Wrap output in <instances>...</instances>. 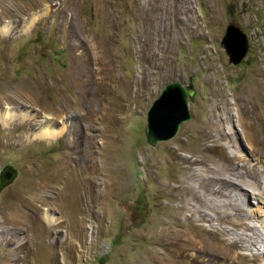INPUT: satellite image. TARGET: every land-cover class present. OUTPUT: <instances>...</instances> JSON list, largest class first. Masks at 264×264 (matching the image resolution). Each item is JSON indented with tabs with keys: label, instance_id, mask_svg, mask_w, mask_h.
Instances as JSON below:
<instances>
[{
	"label": "rangeland",
	"instance_id": "1",
	"mask_svg": "<svg viewBox=\"0 0 264 264\" xmlns=\"http://www.w3.org/2000/svg\"><path fill=\"white\" fill-rule=\"evenodd\" d=\"M2 9L0 217L4 210L22 220L36 216L44 242H33L31 221L0 227V264H156L164 246L151 233L187 198L181 189L176 197L165 191L166 180L184 178L190 149L213 148L214 138L206 135L211 123L219 119L222 133L228 127L240 133L236 100L244 90L264 92V0H0ZM229 24L249 39L238 64L221 43ZM174 81L194 90L191 118L172 138L153 140L146 132L149 107ZM7 93L21 97L11 101ZM254 100L264 105L260 95ZM47 126L65 131L44 136ZM104 133L112 136L107 143ZM217 144L210 154L222 160L230 149L224 140ZM242 146L262 171L264 146L249 147L244 139ZM106 147L113 158L103 168ZM95 155L99 172L91 168ZM8 167L10 177L4 176ZM65 174L73 183L67 191ZM54 179H61L68 197H58V185L47 191L44 185ZM95 184L103 195L97 196ZM38 191L43 197L29 204ZM71 194L89 201L74 204ZM47 211L63 221L60 227L48 228ZM260 219L264 223V215ZM240 250L232 249L235 255ZM185 252L183 263L192 264V252ZM202 258L204 264L239 261Z\"/></svg>",
	"mask_w": 264,
	"mask_h": 264
},
{
	"label": "bare ground",
	"instance_id": "2",
	"mask_svg": "<svg viewBox=\"0 0 264 264\" xmlns=\"http://www.w3.org/2000/svg\"><path fill=\"white\" fill-rule=\"evenodd\" d=\"M5 12H7V10L5 11L2 9L0 17H2ZM11 28L12 27L9 25L4 30L10 33ZM12 89L13 88H10V90ZM257 95L264 98V92L260 91V89L258 90L256 87L253 89L252 93H248L244 90L236 100V103L240 104L242 108V112L240 111L237 118L241 126L240 133L239 131H233L229 127L228 130L226 129L225 133H222L219 119L217 122L210 124L212 129L208 130L206 135L209 138H214L215 143L213 148L218 147V141L220 143L224 140L227 147L230 149V152L226 153L222 160L216 159L213 154H210V152L214 151L213 148L209 152H203L201 149L192 148L190 149V155L185 157V163H187V165L184 178L181 179L172 174L166 180L164 184L165 191L167 190L173 197H176L177 190L181 189L184 193H187V198L183 199V204L174 207L171 218L164 227L161 228L159 226L157 229L156 226L157 230L153 229L151 233L159 237L161 244L164 246L161 247V255L156 260V264H184L182 258L185 256V251L187 249L192 252V254L189 253L192 264H204L205 259L202 257L206 256H209L210 261L217 256H223L225 259L231 260L235 256L239 258L237 264H264V223L260 219L261 215H264V169L259 171L258 162H251V159L244 153L242 148L243 139L249 144V147L253 146V144L264 146V133L261 132L264 126V105L258 104V102L254 100ZM20 97L21 96L16 93V95L12 94L7 96V99L15 101ZM224 107L227 109L230 108V105L225 103ZM109 114L110 113L107 112L105 116H109ZM212 117L214 118V116ZM2 119L3 123L6 124V115H4ZM105 130L106 132L108 131L107 127ZM64 131L65 126H47L41 131V134L51 137L62 134ZM111 138V135L104 133L105 143L111 140ZM251 152L254 153L252 148ZM100 153L107 156L105 158L106 160L104 159L103 161H106L103 165L110 164L113 158L109 155L112 153L111 149L106 147L101 149ZM173 154L174 156L178 154L177 148L173 150ZM95 159H97L96 155L94 156L93 163L91 161L93 165L90 166L91 168L93 167L94 171L99 172L101 171V166ZM211 160L214 162L213 166H209ZM106 167L107 166L103 168ZM8 169L9 171H13L10 167H8ZM65 175L64 183L66 190L73 183L68 180L70 179V174ZM109 180L111 179L108 178L105 183L108 187L111 185ZM175 181L181 182V184L179 185ZM60 183L61 179H54L52 181L50 180L44 186L49 188L47 191L50 192L52 188L57 187V185L60 186ZM96 184L94 186L97 196L103 195L104 191ZM65 190L63 192L62 186H60L58 192L59 198L63 199L70 195H67V190ZM40 192L41 191H38L33 194L31 199H27L28 203L30 204L32 199L35 203L42 198L43 196H41L42 193L40 194ZM71 196L74 199L72 203L77 205L85 206L87 201H89V196H85V194L80 197H74L72 194ZM252 198H255L256 201ZM261 202L263 204H261ZM251 203L255 205L249 207ZM73 208H75V206ZM93 208L94 207H91L90 209ZM78 209L80 208L78 207ZM74 216L77 217L75 214ZM44 217L48 221V228L50 230L62 225L61 222L63 221L51 215L48 211ZM201 220H209V222H212V225L206 227L200 222ZM29 221L32 223L30 227L33 232V242L39 245L43 244L44 237L37 234L39 230L37 226L40 224L36 226L34 224L38 222L36 216L32 218L29 215V217L22 220L11 211L4 210L0 217V227L5 229L10 227V224H12L14 228L27 227ZM183 221H190L191 224L186 225ZM224 224H230L232 227H227ZM80 229L82 230L83 228ZM183 233L185 234L182 235ZM14 236L15 233L8 239L11 241ZM6 237V235L2 236L3 239ZM25 242L27 243L28 241ZM22 243L26 244L24 241H22L21 244ZM233 247H238L241 250L235 255L232 251ZM172 254L174 257H171ZM145 258L150 259L151 256L146 254Z\"/></svg>",
	"mask_w": 264,
	"mask_h": 264
},
{
	"label": "water",
	"instance_id": "3",
	"mask_svg": "<svg viewBox=\"0 0 264 264\" xmlns=\"http://www.w3.org/2000/svg\"><path fill=\"white\" fill-rule=\"evenodd\" d=\"M233 64L240 63L249 49V39L243 29L229 24L221 42ZM194 90L181 82L167 83L153 101L147 113L146 132L153 140H167L176 135L180 125L191 118L189 97ZM4 176H12L7 170Z\"/></svg>",
	"mask_w": 264,
	"mask_h": 264
}]
</instances>
